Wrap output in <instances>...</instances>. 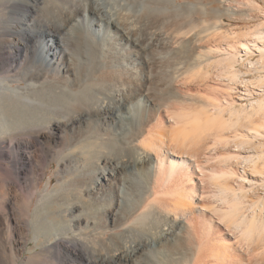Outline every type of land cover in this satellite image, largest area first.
I'll list each match as a JSON object with an SVG mask.
<instances>
[{
    "label": "bare ground",
    "instance_id": "bare-ground-1",
    "mask_svg": "<svg viewBox=\"0 0 264 264\" xmlns=\"http://www.w3.org/2000/svg\"><path fill=\"white\" fill-rule=\"evenodd\" d=\"M2 1L0 264H264L263 24L227 30L225 16L251 18L231 0L142 1L147 22L132 1L94 0L104 23L66 53L56 42L75 18L71 0ZM195 46L177 72L223 91L157 100L172 53ZM53 161L57 182L40 191Z\"/></svg>",
    "mask_w": 264,
    "mask_h": 264
},
{
    "label": "rangeland",
    "instance_id": "rangeland-1",
    "mask_svg": "<svg viewBox=\"0 0 264 264\" xmlns=\"http://www.w3.org/2000/svg\"><path fill=\"white\" fill-rule=\"evenodd\" d=\"M72 2H71V4H69L68 5V8H70L71 9V11L73 12V16H75V18L69 23V24H71V25H68V26H66V25H62L61 26V30L59 31L60 32V36H57L58 37V39L57 40H60V39H62L61 41L62 42H56V46L58 47V49L61 51H63L64 50V52H66V53H73L74 52V49L73 48H75V46H76V39H77V32H84L87 28H89L90 26H91V24H92V28H94V29H97V28H99L97 25L98 24H102V23H104L103 21H99V19H97V20H93V16H95L94 15V12H92L91 11V9H90V5L94 2V0H85V2H84V0H76V1H74L73 2V0H71ZM83 1V2H82ZM99 1V0H98ZM102 1V2H101ZM129 1V3H131V1H132V3L129 5L130 7V10H131V14H132V16L134 17V19L135 20H137V21H141L142 19H144V21H148V20H146L147 19V17H146V14H145V12L146 11H144V9H143V7H144V4L143 3H141L142 4V7H140L139 6V3L140 2H142V1H146V0H136V2H135V0H128ZM134 1V2H133ZM164 1V0H163ZM181 2H188V1H190V0H180ZM217 1V2H216ZM241 1V2H240ZM244 1V2H243ZM86 2H89V3H86ZM160 2H162L161 0H160ZM165 2V1H164ZM166 2H168L167 0H166ZM202 2L208 7V8H211V7H213L214 5H218L219 4V1L218 0H202ZM237 2H239L238 4H239V6H242L246 11H247V13H250L251 14V18H244L243 16H241L240 14H237L235 17H230V16H225L224 18L226 19V22H225V26H226V29L227 30H231V28L232 29H234V30H237V31H242V30H252V29H255V27L257 26H260L259 24H263L262 26H264V0H250V5H248V6H246L247 4H248V0L246 1V0H231V3H235L236 5H238L237 4ZM243 2V3H242ZM254 2L255 3H257V4H255L253 7H252V5L254 4ZM74 3V4H73ZM78 3V4H77ZM84 3V4H83ZM100 3L104 6L105 4V0H100ZM125 3L127 4V1H125ZM134 3H135V5H134ZM214 3H217V4H214ZM246 3V4H245ZM2 6L1 7H3V8H1L0 7V10H3L4 9V11L5 12H10L11 11V7H9V6H7L6 5V3L4 2V1H2ZM241 4V5H240ZM243 4V5H242ZM6 5V6H5ZM78 5V6H77ZM81 5V6H80ZM85 5L87 6V8L85 7ZM244 5H245V7H244ZM133 6V7H132ZM151 6H153V5H151ZM150 6V7H151ZM51 7H53V5L51 4V5H49V9H51ZM61 8L60 9H58V10H63V8H62V6H60ZM138 7V8H137ZM133 8V9H132ZM152 8V7H151ZM135 9H137V10H135ZM141 9V12L139 11V10ZM82 10V11H81ZM135 12H134V11ZM249 10V11H248ZM87 11V12H86ZM89 11V12H88ZM86 12V13H85ZM138 12H140V13H138ZM79 13V14H78ZM82 13V14H81ZM136 14H138V15H136ZM145 14V15H144ZM57 15V14H56ZM52 16V15H50V14H47V15H43V17H44V19H46V23H49L50 24V22H51V25L54 27V28H57V27H60V23H61V21L59 20V18L57 17V16ZM79 15V16H78ZM139 15H141V17L139 16ZM197 15V14H196ZM210 15V16H209ZM208 16H206V17H204V19H207V20H209V21H211V20H215L216 19V16H215V14H209ZM47 16V17H46ZM50 16H51V18H50ZM81 16V17H80ZM136 17V18H135ZM140 17V18H139ZM3 18V17H2ZM48 18V19H47ZM54 18V19H53ZM78 20H77V19ZM80 18V19H79ZM138 18H139V20H138ZM56 19V20H55ZM160 19V18H159ZM247 19V20H246ZM3 20H5V21H7L8 19L6 18V17H4L3 18ZM41 20H43V18H41ZM58 20V21H57ZM75 20H77V21H75ZM155 20H158V18H156ZM213 20V21H214ZM48 21V22H47ZM54 21V22H53ZM58 22V23H57ZM94 23V24H93ZM5 25V23L4 22H2V25ZM79 24V25H78ZM57 27H56V26ZM167 25H169V23H165L164 24V26H167ZM75 26L77 27V28H75ZM80 27H82L83 29L82 30H80ZM79 28V29H78ZM264 28V27H263ZM68 29H70V32H68L69 30ZM59 30V29H58ZM77 30V31H76ZM80 30V31H79ZM84 30V31H83ZM63 32H65L66 34H68V35H66L65 33H63ZM75 34H74V33ZM71 34V35H70ZM73 34V35H72ZM61 35H63V36H61ZM68 36V37H67ZM62 37V38H61ZM65 37V38H64ZM67 37V38H66ZM70 37V38H69ZM74 39L75 37V41L72 39V38ZM64 38V39H63ZM69 38V39H68ZM70 39H71V41H70ZM67 40V41H66ZM68 41H70V42H68ZM73 41H74V43H75V45H74V43H73ZM207 41H208V43H207ZM63 42H66L67 43V46H66V43H63ZM211 41H209V40H206V42L204 41V44H209ZM61 43V44H60ZM72 43V44H71ZM58 44V45H57ZM69 44V45H68ZM74 47H73V46ZM70 46V47H69ZM198 46V45H197ZM69 48V50H68V48ZM200 48V47H199ZM199 48L198 47H192V49L191 50H188V48L187 49H185V51H184V53H181L182 54V56H180L179 54H175L174 52L172 53V55L170 56L171 57V59H169L167 62H166V66H165V69H162V72H160V73H162L161 75H163L164 77H163V82H164V85H167V86H169V87H167V86H165V87H162L163 88V90H164V88L166 89V88H171L170 89V92H169V90H164L163 92L161 91V87H160V89H159V91H157L158 89L157 88H155L154 89V91H153V96L155 95V98L156 97H158V95L156 96V93H158L159 92V96L160 97H158V98H156L157 100L159 99V100H161L162 98H165L168 94L169 95H171V96H173V98L174 99H176V98H183V96H184V99H186V103H189V102H195V103H199V102H201V100H203V99H205L206 97H207V95H209V94H213V93H215L214 95H219V91L218 90H220V88H221V85H219L220 83L219 82H211V84L212 85H216V83H217V85H219V87L218 86H216V87H218L217 89L218 90H216V88H215V91L213 90V92H212V90H209V92H208V90L206 89V87L205 86H203V85H201L202 83L204 84V81H202L203 80V77L201 76V75H197V78H196V82H194V81H187V79H185V81H184V78L182 77V76H180V73L179 72H177V69L179 70V71H181V69L182 70H184L183 68H181L182 67V65L184 64L185 65V63L186 64H188L189 63V61L191 60V61H193V58H194V56H196L197 54H195V53H197L198 52V50H199ZM66 49V50H65ZM71 50V51H70ZM73 50V51H72ZM188 50V51H187ZM197 50V52H194V51H196ZM68 51H70V52H68ZM185 54H186V56H185ZM195 54V55H194ZM179 55V56H178ZM174 56H175V58H174ZM248 56H250V58H252V60L253 61H256L258 58H259V54H258V52H254L253 54H251V55H248ZM146 57H149V56H146ZM193 57V58H192ZM244 57H246V55L244 56ZM184 58V59H183ZM32 61V59L31 60H29V62H31ZM185 61V62H184ZM190 61V62H191ZM171 62V63H170ZM32 63V62H31ZM31 63H29V66H28V68H29V71H32V72H30V73H32L33 74V76L34 75H41L44 71H42V69L44 68V66H36V65H32L31 66ZM182 64V65H181ZM179 65H180V67H179ZM170 67V68H169ZM2 68V69H1ZM5 68H8L7 66H0V70H4ZM34 68V69H33ZM41 68V69H40ZM167 68V69H166ZM181 68V69H180ZM238 68H241V69H243V70H245L244 68H242V67H240V66H238ZM39 70V71H37V70ZM35 70V71H34ZM41 70V71H40ZM44 70V69H43ZM164 70V71H163ZM169 70V71H168ZM166 71H167V73L168 74H170V75H168V74H166ZM35 72V73H34ZM40 72V73H39ZM37 73V74H36ZM39 73V74H38ZM182 73V72H181ZM256 73H245L244 71H243V73H242V78L243 79H253L255 76ZM161 75H159L160 77H161ZM179 75V76H178ZM183 75V74H182ZM158 76V77H159ZM166 76V77H165ZM177 78V79H176ZM181 78H183V79H181ZM158 79H160V78H158ZM169 79H171V81L168 83V80ZM179 79V80H178ZM200 79H202V80H200ZM185 82L186 84H184L183 82ZM198 80V81H197ZM201 82H200V81ZM23 81V80H22ZM22 81H20V83H22ZM174 81V82H173ZM176 81V82H175ZM180 81H181V84H180ZM194 82V83H193ZM197 82H199V83H197ZM19 82H16L15 84L16 85H18V84H20ZM170 83H173V84H170ZM163 85V86H164ZM199 85H201V86H199ZM214 85V86H215ZM177 87V89L175 88V87ZM203 86V87H202ZM182 89V90H184L185 92H183L180 88ZM203 88V89H202ZM174 89V90H173ZM178 91V95L176 94V90ZM179 89H180V91H179ZM222 89V88H221ZM173 90V91H172ZM187 90H189V91H187ZM157 91V92H156ZM172 91V92H171ZM176 91V92H175ZM196 93H199V94H201V92H203L201 95H202V97L199 95V94H195L194 92ZM218 91V92H217ZM221 91V90H220ZM223 91V90H222ZM221 91V92H222ZM168 94H167V93ZM173 92H175V95H173L174 93ZM180 92V93H179ZM183 94H182V93ZM193 93V94H192ZM205 93V94H204ZM165 96H164V95ZM182 94V95H181ZM161 95H162V97H161ZM178 97H177V96ZM192 95V96H191ZM245 96V95H244ZM186 97V98H185ZM247 102H249V100L246 98V97H244V99L243 100H240L239 102H238V107H240L241 106V104L242 105H244V104H246ZM175 103V102H174ZM163 105L164 104H160V106H161V108H164L163 107ZM127 110L125 109V110H122L121 111V113L120 114H125V116H127V117H129L130 116V114L128 113V112H126ZM133 116V115H132ZM134 118V117H133ZM262 141V140H261ZM263 142H264V140H263ZM57 168H58V163L56 162V161H53V163H52V165L51 166H48V167H46V166H44V169L46 170V173H45V175H44V177H43V180L41 181V185H40V187H39V190L41 191V190H43L46 186H47V184L49 183V181H50V179L51 178H53L55 181L52 183V184H49L50 185V187L52 188L53 186H54V184L57 182ZM130 179H131V177H130ZM263 193V192H262ZM250 196L251 197H249L250 198V200L249 201H251V198L253 197H255V195H253V194H250ZM30 246H35V242L32 240V241H30L29 242V245H28V247H27V250L26 251H24L23 252V255L24 256H27V255H31V253H30V250H28L29 248H30ZM7 254L9 255L10 254V251L9 252H7ZM20 262H18V264H19Z\"/></svg>",
    "mask_w": 264,
    "mask_h": 264
}]
</instances>
